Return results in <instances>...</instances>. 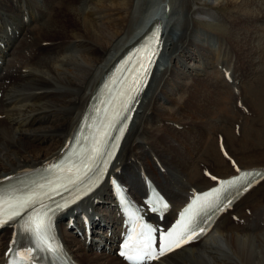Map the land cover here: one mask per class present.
<instances>
[{"label": "bare ground", "instance_id": "bare-ground-1", "mask_svg": "<svg viewBox=\"0 0 264 264\" xmlns=\"http://www.w3.org/2000/svg\"><path fill=\"white\" fill-rule=\"evenodd\" d=\"M84 1L89 4L81 6ZM134 1L45 0L46 4L42 5V0H29L38 8L37 18L32 16L33 10L19 3L28 14L29 23L25 24L18 16L22 12L17 13L19 8H13V0H0V41L3 43L0 60L7 68L2 84L3 96L0 98V176L40 165L55 155L70 136L104 67L135 36L137 29H142L154 17L162 18L164 0H156L149 4L145 14L139 15V23L128 28L129 7ZM187 1L193 4L194 0ZM212 3L205 1L199 6L195 3L197 13L203 14L207 12L205 10L215 8L241 10L236 16L231 17L229 14L227 19L231 31L239 28L238 37L248 51H243V45L240 49L231 34L228 37L235 42L239 57L232 50L235 57L229 55L230 51L221 44H218L216 56V62L222 61L218 60L219 53L227 55V58L229 55L232 60V82L229 86H235L234 89L230 91L219 73L220 69L214 66L213 51L203 41H195L193 37L187 41L188 28L180 34L182 37L172 40L178 27L175 22L170 27V13L163 23L167 35L168 28L171 30V43L167 47L166 36L167 43L164 42L158 66L162 58H167V49L171 53L177 50L179 53V47L184 51L181 45H187L200 50L201 58L205 61L203 68L208 70L201 71L199 64H187L193 69L191 72L197 69L198 73L204 75L200 78L197 73L190 82H178L177 74L168 64L156 89L152 91L151 82L157 80H153L155 71L110 168L111 172L117 168L120 173L128 170L131 176L125 179L132 184L137 183L134 169L145 168L158 182L160 190L172 206H175L178 199H183L182 194L186 189L193 187L201 190L209 183L204 177V171L221 177L232 172L228 161L221 155L218 137L238 166L264 165V107L260 108L264 105V71L257 70L258 62H253L261 55L264 57V0H218ZM189 6L187 8L186 4V11L191 10ZM61 12L63 17L59 18ZM258 13H262V18H259ZM200 21L204 22L202 19ZM7 27L11 29L12 39L6 35ZM15 31L17 37H14ZM177 43L180 44L177 45L178 49L174 47ZM228 48H231L230 45ZM3 54L10 55L7 65ZM251 54L258 57L251 60L250 70L240 56L248 57ZM172 56H168V61L173 63L175 69L171 59L175 60L180 55ZM236 57L241 60L242 71L237 69L239 62ZM182 63L186 65L185 60ZM227 63L230 61L220 62L225 69H228L225 65ZM168 72L173 77L172 83L177 91L174 95L166 87L158 92L159 83L164 81ZM168 78L165 85L169 86ZM179 86L181 90L178 92ZM232 99L234 110L230 105ZM174 107L178 108V112ZM188 109L195 111L198 116L202 115L203 119L186 113ZM219 114L221 116L218 117ZM26 119L28 126H23ZM176 124L189 127L185 126L182 131H178L173 127ZM209 134L213 135L211 139ZM190 135L194 136L195 142L190 140ZM205 135L207 138H204ZM235 145L238 148H234ZM156 160L165 167V174L161 175L155 168ZM103 185L106 184L103 183L99 188L101 191L87 201V207L99 199L106 202L108 192ZM247 209L249 214L246 213ZM79 212L78 208L69 209L63 224L59 220L57 225V235L72 259L77 264H124L118 257L114 259L111 257L113 254L109 255L119 221L113 215L106 221L103 215V230L94 228L87 233L78 228L76 217ZM89 214L92 217L95 211ZM233 215L237 218L236 223L230 217H220L206 238L173 252L156 264H264V251L260 250V253L257 250L264 248V181L251 188L234 204L231 217ZM70 218L78 228L79 235L67 231L66 225ZM240 220H243V225L239 224ZM82 232L90 234V237H84ZM7 234L8 230L2 231L0 239L6 238ZM92 247L100 249V252L95 248L92 252Z\"/></svg>", "mask_w": 264, "mask_h": 264}, {"label": "rangeland", "instance_id": "rangeland-1", "mask_svg": "<svg viewBox=\"0 0 264 264\" xmlns=\"http://www.w3.org/2000/svg\"><path fill=\"white\" fill-rule=\"evenodd\" d=\"M151 1L152 0H135L134 2H132L131 3V5H130V12H128V16H127V18H129V21H128V23H127V26H129L128 28H130V27H135L138 23H139V15H141V13H142V15L143 14H145V11H146V9H147V7H149L155 0H153V2L151 3ZM170 2H168V5H169V7H171V9H172V13H171V16H170V27H171V24H173L174 22L176 23V25H177V30H176V33H175V38L173 37L172 38V40H178V38L179 37H182L181 35H182V33L185 31L184 29H186V28H188L187 29V32H188V34H187V41L189 42V41H191V37H193V39H195V41H198V42H200V41H203V44H205V45H207V47H208V49L212 52L213 50L211 49L212 48V46L214 45V40H212V39H210V37H207V41H206V37H205V34H207V33H212V30H214V31H216L215 33H213L212 35H215V39H216V44H217V47H218V44H221V45H224V46H226V48L230 51V53H229V55H231L232 57L234 56V55H232V51H234L235 53V55L236 56H238L239 57V55H238V51H236V50H238V48L237 49H235V45H234V41H232V40H230L229 39V37H228V35H231V34H233L232 36H231V38L232 39H234V40H236V43H238L239 44V46H240V49L242 48V45H243V51L244 52H247L248 51V49H247V46H245L244 45V43L242 42V40L240 39V37H238L239 35H240V31H238V29L239 28H234V31H231V29H230V21L227 19V16L229 15V16H236L237 15V13L238 12H240V11H238V10H236V9H230V8H228V9H226V8H215V9H211L210 11L207 9V10H205V11H207L206 13H203V14H201V13H197L198 12V10H196V5H195V3H197V6H199V4H203V3H205V1H207V2H216L217 3V1L218 0H194L192 3L193 4H190L187 0H169ZM219 1H221V0H219ZM174 2V3H173ZM212 3V4H213ZM86 4H89L88 2H86V1H84L82 4H81V6L83 5V6H86ZM150 4V5H149ZM186 4H187V8H188V6L189 7H191V10L190 11H186V9H185V6H186ZM178 5H180V6H178ZM192 5V6H191ZM177 7V8H176ZM204 8H209V7H207V6H205ZM143 9H145V10H143ZM55 10V9H54ZM174 10V11H173ZM213 10V11H212ZM229 11H231V12H229ZM134 12V13H133ZM244 12V11H243ZM212 13V14H211ZM213 13H215V14H222V16L224 15V18H223V21L224 22H222V21H218L216 24H213L212 22H210L209 21V17L208 16H211V18H213V19H218V17L215 15V14H213ZM242 13V12H241ZM59 14V13H58ZM57 14V15H58ZM208 14V16H206ZM259 14V13H258ZM205 15V16H204ZM262 13H260L259 14V18H262ZM198 16V17H197ZM63 17V14H62V12L59 14V18H62ZM253 17H254V15H253ZM132 18V19H131ZM176 18V19H175ZM202 19V20H204V22L203 21H200V19ZM206 19V20H205ZM62 20V19H61ZM193 20V21H192ZM194 20H196V22L194 23ZM228 20V21H227ZM136 22V23H135ZM138 22V23H137ZM202 22H203V24H202ZM206 22V23H205ZM70 23V22H69ZM68 23V24H69ZM130 24H131V26H130ZM197 24V25H196ZM208 25V26H207ZM215 26V27H214ZM134 29V28H133ZM179 30V31H178ZM191 31V32H190ZM219 32V33H218ZM177 34V35H176ZM181 34V35H180ZM123 35H125V33L123 34ZM166 36L168 37V44H166L167 45V47H168V45H169V43H171V30L168 28V35H167V32H166ZM218 36H220V38L223 40V39H225V40H221V42H219V41H217L218 40ZM199 37V38H198ZM198 39V40H197ZM238 39H240V40H238ZM208 41L210 42V44H211V46H210V44L208 43ZM165 43H167L166 41H165ZM179 43H177L176 45H174V47L176 48V49H178L177 48V45H178ZM180 45V44H179ZM229 45H230V47L231 48H228L229 47ZM186 46L187 45H181V47H183V50L184 51H182L181 50V48L179 47V49H180V51H179V53H178V50H177V52H174V53H171V52H169L168 51V49H167V58L166 59H164L163 60V58H162V60H161V62H160V64H159V67H158V69L156 70V73L154 74V77H153V80H156L155 82H151V84H152V88H153V90L152 91H154V89H156V86L158 85V81H160L159 79L161 78V76L163 75V73H164V71H165V68L167 67V65L168 64H170L169 66L170 67H172V65H173V63H171V62H169L168 61V59H169V57H170V54H173V56L175 57V55L177 56H179L180 55V57L178 58H176L175 60H173L174 61V64H175V69L174 68H171V70H173V71H175V73L177 74V76H176V79H178L179 81L178 82H184V81H188V82H190L191 81V79H192V77L194 76V74H197L198 72H197V69L195 70L194 69V71L193 72H191V70H193V69H191V67H189V66H187V64H190V65H200V67H201V71H206V70H208V69H205V67L203 68V66H204V64H205V61L203 60V58H201V56H202V54H201V52H200V50H198L195 46H187V48H186ZM233 46V47H232ZM249 46V45H248ZM166 47V46H165ZM193 48V49H192ZM224 49V47H221V49ZM216 50H217V48H216ZM232 50V51H231ZM174 51V50H173ZM176 51V50H175ZM199 52V53H198ZM214 55V54H213ZM169 56V57H168ZM184 56V57H183ZM216 56H217V51H216ZM216 56L214 55V57L216 58ZM260 56V55H259ZM173 57V58H174ZM181 57H183V59H181ZM235 57V56H234ZM238 57H236L235 59L236 60H238L237 62H239V66H238V68L237 69H240L241 71H242V63H241V60H240V58H244V60H245V66H247L250 70L252 69L250 66H249V64L251 63V60L253 59V58H257L258 57V55L257 56H255L254 54H251L250 56H248V57H245V56H240V58H238ZM214 58V59H215ZM262 58L264 59V57L261 55L260 57H258L255 61H253L254 63L255 62H258V64H257V66H259L258 68H257V70L258 69H260V70H262V71H264L263 69H264V60L262 61ZM259 59V60H258ZM177 60H179V62H177ZM183 60H185V62H186V65H184V63H182V61ZM167 61V62H166ZM220 61V60H219ZM202 62V64H200ZM214 62L216 63V61L214 60ZM263 67V68H262ZM214 68H212L211 70H213ZM200 70H198V71H200ZM259 70V71H260ZM216 71L218 72V70L216 69ZM237 72H238V70H236ZM181 72V73H180ZM186 72V73H185ZM201 72H199L198 74H197V76L199 77V76H201L200 78H202L203 77V75L204 74H200ZM249 73H251V72H249ZM189 74H192V76H190ZM167 76H169V78L167 79L168 80V82L171 84V85H165V80H166V77ZM205 78H206V76H205ZM220 78V77H219ZM221 79V78H220ZM172 81H173V77L172 76H170V73L168 72L167 73V75L164 77V81H161L160 83H159V87H160V89L158 90V92L161 90V88H167V91H169V93H171L172 95H174V92L175 93H177V91H176V88L174 87V84L172 83ZM167 82V83H168ZM151 84H150V86H151ZM163 85V86H162ZM155 86V87H154ZM180 87V89H178V92H179V90H181V86H179ZM158 92L156 93V94H158ZM190 92V91H189ZM223 92L225 93V90H223ZM262 92H263V90H262ZM184 94L186 93V95L187 96H190V95H188L187 94V92H183ZM258 96H261V95H259L258 94ZM257 96V97H258ZM200 97H201V100L203 99V95L201 94L200 95ZM226 99H227V97H226ZM256 104V103H255ZM173 105V103H171L170 104V106H172ZM223 107L226 109V105H225V103H224V105H223ZM262 107H264V105L263 106H260V108H262ZM176 107H174V109H175ZM175 111L176 112H178V108H176L175 109ZM185 111H187L186 113H188V114H191L192 116H194V117H197V118H200V119H203V116L202 115H197V113L195 112V111H191V109H188V110H185ZM148 115V114H147ZM219 116H221V114H219L218 115V117ZM215 124H217V126L219 125L218 123H216V121L214 122ZM187 126V125H186ZM187 127H189V126H187ZM157 132V131H156ZM188 135V134H187ZM211 136H213V135H211V134H209V137H210V139H211ZM191 139V141H194L195 142V138H194V136H189ZM204 138H207V135H205L204 136ZM209 139V140H210ZM211 144V143H210ZM234 148H238V145H235V147ZM183 181H185L184 179H183ZM252 232V231H251ZM263 233H262V236L264 235V231H262ZM94 238H95V236H94ZM96 238H95V243H97L96 242ZM99 240V239H98ZM83 242V241H82ZM95 248V247H94ZM94 248L92 247V252H94ZM257 250H259V252L261 253L262 251H260V250H263L264 251V248L263 249H260V248H258ZM113 251V250H112ZM104 252V251H103ZM103 252H101V253H103ZM105 254H107L106 253V251L104 252ZM88 254H90V252H88ZM111 254H112V252H111ZM110 254V255H111ZM108 255V254H107ZM111 257H113L114 259H118L116 256H111Z\"/></svg>", "mask_w": 264, "mask_h": 264}, {"label": "snow or ice", "instance_id": "snow-or-ice-1", "mask_svg": "<svg viewBox=\"0 0 264 264\" xmlns=\"http://www.w3.org/2000/svg\"><path fill=\"white\" fill-rule=\"evenodd\" d=\"M150 60V57H149ZM143 67V65H141ZM127 111V109H125ZM116 123H119V121H116ZM116 123H112L108 121L106 118H101L100 123L96 127V131L99 133V136L94 135L91 140V147L89 149L85 150L84 157L80 160L79 164H77L76 161H72L71 164L67 167V171L71 172L73 168H76L77 172L82 171L84 175H87L89 172H92L93 165L95 164L96 160L99 159L101 156H103L104 153V145L107 143V140L105 137L109 136V133L107 131H101V129L106 128H115ZM91 127V126H90ZM122 130V129H121ZM106 162V161H105ZM59 167V166H55ZM69 183H75L74 180H70ZM50 186L55 184V181L49 182ZM63 187L67 188V185H62ZM43 188V186H40ZM51 192H57V187H51ZM45 197L48 199H52V196L49 191H33L31 193H28L24 197H9L10 201H14V203H9V209L11 210L9 219H13L16 216H20L22 211H26L29 208H33L36 212V216L33 218L32 223L30 226L26 229L27 231H30L37 239L38 243L41 246L47 247V250L50 252L58 251V249L52 248L48 244V232H49V224L47 221V211L41 212L40 209H35V205L37 202L40 203V206L42 209H48L49 206L45 203ZM4 198L0 197V201H2ZM229 203L231 201H228ZM57 207H63L62 205H57ZM219 203L217 204V210H219ZM0 208H2V205H0ZM208 220H211V217H207ZM7 222V221H2ZM186 232H187V238L186 239H176L173 241L176 247L181 246L182 243H188L190 240H192L194 237L199 235L200 233L204 232L206 229L203 226L200 227H191L190 223L188 225L184 226ZM181 235H185L184 232L181 233ZM172 234H169V237H171ZM147 248V246H145ZM166 250H170L166 248L164 245H161L158 253H150L145 251L144 255L137 257V260H144L146 257L149 259L158 258V256H162L165 254ZM123 254V253H122Z\"/></svg>", "mask_w": 264, "mask_h": 264}]
</instances>
